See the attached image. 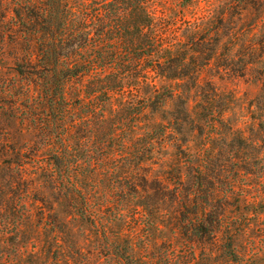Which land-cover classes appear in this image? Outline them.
Returning a JSON list of instances; mask_svg holds the SVG:
<instances>
[{
  "label": "rangeland",
  "instance_id": "obj_1",
  "mask_svg": "<svg viewBox=\"0 0 264 264\" xmlns=\"http://www.w3.org/2000/svg\"><path fill=\"white\" fill-rule=\"evenodd\" d=\"M25 2L0 0L1 264H264V0H194L188 6L149 0L156 27L169 42L189 49L202 37L197 56L207 58L197 60L204 65L194 82L165 81L180 95L155 109H132L140 115L131 124L143 137L131 144L128 157L117 141L109 147L100 136L81 148L76 171L87 188L84 198L55 180L50 148L32 114L40 109L32 101L38 91L27 89L15 70L38 53L15 12L24 17ZM81 89V82L74 83L69 96ZM214 93L212 107L207 101ZM178 115L175 129L155 139L146 133ZM186 117L194 123L186 124ZM209 142L220 150L212 170L203 160ZM109 151L116 158H108ZM123 175L152 183L142 191L146 210L134 199L126 206L114 184L104 181ZM200 181L216 191L211 206L222 230L195 243L192 254L179 227V200L185 188L201 197ZM138 209L143 218L133 217ZM228 235L235 258L225 252Z\"/></svg>",
  "mask_w": 264,
  "mask_h": 264
},
{
  "label": "trees",
  "instance_id": "obj_2",
  "mask_svg": "<svg viewBox=\"0 0 264 264\" xmlns=\"http://www.w3.org/2000/svg\"><path fill=\"white\" fill-rule=\"evenodd\" d=\"M193 1L182 0V4L188 6ZM15 12L26 42L37 45L36 59L17 62L15 70L27 89L32 86L38 91L32 101L40 109L32 114L39 121L50 148L53 176L67 191L75 195L78 192L84 198L87 188L76 171L81 162L78 159L81 148L100 136L109 147L117 141L122 157H128L131 144L143 137L135 134L137 128L131 124L140 115L132 109H155L159 103L165 104L181 94L164 84L165 81L197 79L196 74L204 65L203 61L198 63L199 58H207L197 56L202 37L197 36L192 41L195 47L189 49L170 43L156 27L149 0H27L24 17L19 10ZM80 82V93L71 98V87ZM214 95L207 101L212 107L217 98ZM188 101L183 106L187 107ZM178 120H181L179 115L168 121L170 127L162 124L146 133L150 137L158 133L162 136L168 129H175ZM183 121L194 123L188 117ZM214 148L210 142L204 144L203 160L210 162L204 169L212 170V157L220 151ZM203 149L199 152L203 153ZM107 154L108 158H116L112 151ZM94 180L99 184L103 181ZM104 181L114 184L112 188H116V194L126 206L134 199L138 207L146 210L142 191L152 188L146 177L123 175L116 181L110 177ZM179 183L183 184L184 180L180 179ZM197 192L201 197L185 188L179 200V227L181 235L191 244L192 254L195 243L212 239L222 230L221 219L211 206L217 195L215 189L200 181ZM192 205L195 210L190 211ZM141 212L138 209L133 217L143 218ZM226 238L225 252L237 257L231 235Z\"/></svg>",
  "mask_w": 264,
  "mask_h": 264
}]
</instances>
